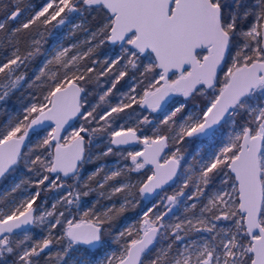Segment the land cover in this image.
Instances as JSON below:
<instances>
[{
  "label": "snow or ice",
  "instance_id": "1",
  "mask_svg": "<svg viewBox=\"0 0 264 264\" xmlns=\"http://www.w3.org/2000/svg\"><path fill=\"white\" fill-rule=\"evenodd\" d=\"M0 34V264H264V0H10Z\"/></svg>",
  "mask_w": 264,
  "mask_h": 264
},
{
  "label": "trees",
  "instance_id": "2",
  "mask_svg": "<svg viewBox=\"0 0 264 264\" xmlns=\"http://www.w3.org/2000/svg\"><path fill=\"white\" fill-rule=\"evenodd\" d=\"M9 4H10V0H0V17H2V16L5 14V12H6V10H7V7L9 6ZM89 20H90L91 24H93V25L96 23L95 21L91 20V17H89ZM0 35H2V34H0ZM38 38H39V37H38ZM44 39H45L46 42L43 44V48H45L46 44L49 43V42L51 41V40H50V37H47V36H46ZM22 47H23V42H22ZM109 48H110V47H107V46H106V47L101 48V49L99 50L98 55L100 56L101 59H102V55L104 54V52H105L107 49H109ZM0 54H2V52H0ZM39 59H40V58H37L32 64H30V65L28 66L27 71L29 72V75H30L31 72H32V67L38 63ZM101 83L103 84V80L101 81ZM123 90H126V89L121 88V91H123ZM22 91H23V90H22ZM89 91L92 92V95L89 96V99H90L93 103H96V101H97L96 93H97V92H100L101 89L96 88V87H95V84H93V85L89 88ZM25 95H26V93H25ZM20 96H21V92H17V93L12 97V99L10 100L9 105H7L6 107H12V106L19 107V105H20V101H19L17 98L20 97ZM111 102L114 103L115 100L113 99ZM202 102H203V97H201V98L197 101V103H202ZM0 119H3V117H0ZM202 141H203V138L193 139V140H191V141H187V142L183 145V150L186 151V153L188 154V158H189V159H191V156H192L191 154L196 153V149H195V148L197 147V144H198L199 142H202ZM100 142H101V144H100V147H101V146H103V141H100ZM98 143H99V142H98ZM96 148H97V147L94 146V147H93V151H95ZM115 157H117V155H110V156H108V157H105L104 160H107V161H108V160H112V159L115 158ZM89 166H91V165H88V166H86V167H89ZM133 176H135V174H133ZM169 188H170V187L165 188L164 192H162V193H167V191L169 190ZM46 195H48L49 197H51V194H46ZM92 196H95V194H93ZM92 196H90V197H88V198L90 199V198H92ZM136 199L140 200L141 198H140L139 196H136ZM147 201H148L147 198H146V199L144 198L143 200H141V204H140V206L137 207V208L134 209V210H129V211H127V212L124 214V216L121 218V221H119V222L122 223L123 221L126 220L127 217L136 214V212H139L142 208L145 207Z\"/></svg>",
  "mask_w": 264,
  "mask_h": 264
},
{
  "label": "rangeland",
  "instance_id": "3",
  "mask_svg": "<svg viewBox=\"0 0 264 264\" xmlns=\"http://www.w3.org/2000/svg\"><path fill=\"white\" fill-rule=\"evenodd\" d=\"M25 2H26V3H40L41 0H25ZM77 19H78V17H77ZM73 22H76V21L74 20ZM68 29H69V26H65V27H63V28H61V29H59V30H52V36L50 37V40H51V41H50L49 43L46 44V46H45L44 49H45V50H48V49L50 48V45L53 43V41H54L55 39H57L58 37H61V36L63 37V41H62V43H63L65 46H67V45H69V44H71V43H75V42H77V41H83V40L86 39V35H85V33L82 32V31H78V32L76 33L75 36H70V35H68ZM36 38H38V37H36ZM110 51H111V48L107 49V50L104 52V54L102 55V59H103L104 55H105V54H108ZM2 54H3V52H2ZM41 59H42V58H40L39 61H38V63L32 67V71H34V70L36 69V67L39 65ZM31 73H32V72H31ZM30 75H31V74H30ZM190 106H191V105H190ZM75 126H78V124H75ZM146 134H150V133H146ZM195 149H196V151H197V149H199L200 152H201V154H203V153L209 152V151L212 149V145H210V143H209L205 138H203V141H202V142H199V143L197 144V147H196ZM135 150H137V148L134 149V151H135ZM191 155H192V154H191ZM100 163H104V162L101 161ZM120 163H121V162H120ZM107 164H108L109 167H115L116 164H117V160H116V159H115V160L113 159L112 161L107 162ZM91 167H92V168H91L90 170H88V171H91V170L93 169L94 165H92ZM132 178H133V180H137V179H139L138 176H137V177L133 176ZM173 187H174V186H173ZM173 187H170V188H169V190L167 191L168 194H171V192L173 191ZM0 188H2V186H0ZM28 191H33V189L29 188ZM164 194H165V193H162V192L160 193V195H164ZM95 198H96L95 196H92V198H90V199H89V198H85V200H86L87 202H91V201L94 200ZM155 199H159V196H156ZM149 201L155 202L154 199H148V201H147L145 207L148 206V202H149ZM101 203H105V202L102 201ZM139 212H140V211H139ZM139 212H136V214L127 217L126 220L123 221V222H127V221L135 220V219L137 218V213H139ZM169 219H171V217H169ZM123 222H122V223H123ZM37 235H39L38 230H37Z\"/></svg>",
  "mask_w": 264,
  "mask_h": 264
},
{
  "label": "flooded vegetation",
  "instance_id": "4",
  "mask_svg": "<svg viewBox=\"0 0 264 264\" xmlns=\"http://www.w3.org/2000/svg\"><path fill=\"white\" fill-rule=\"evenodd\" d=\"M74 125L75 124H77V122L76 121H73L72 122ZM99 143L101 144V142L99 141ZM137 148V150H140L141 148H142V145H132V146H125V149L124 150H126V151H134V149H136ZM101 150H103V146H101V147H99V148H96V150L95 151H93L94 153L95 152H97V151H101ZM114 160L116 159L117 161H119V156H117V157H115V158H113ZM112 159V160H113ZM112 160H102V162H104V163H107V162H109V161H112ZM101 161H99L98 163H100ZM122 163H124L123 161H121V164ZM92 166V165H91ZM91 166H89V167H86L87 168V171L88 170H90L92 167ZM135 177H137V175H135ZM139 178H140V176H138ZM167 188V187H166ZM156 197V196H155ZM153 199L154 197H150V196H146L145 197V199Z\"/></svg>",
  "mask_w": 264,
  "mask_h": 264
},
{
  "label": "water",
  "instance_id": "5",
  "mask_svg": "<svg viewBox=\"0 0 264 264\" xmlns=\"http://www.w3.org/2000/svg\"><path fill=\"white\" fill-rule=\"evenodd\" d=\"M165 188H166V187H165ZM146 196L155 197L156 195H155V194H152V195H146Z\"/></svg>",
  "mask_w": 264,
  "mask_h": 264
}]
</instances>
